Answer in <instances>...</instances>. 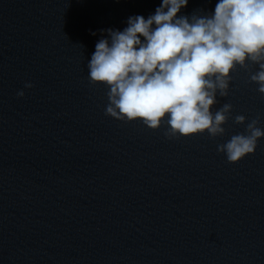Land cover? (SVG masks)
<instances>
[{
  "label": "clouds",
  "instance_id": "clouds-1",
  "mask_svg": "<svg viewBox=\"0 0 264 264\" xmlns=\"http://www.w3.org/2000/svg\"><path fill=\"white\" fill-rule=\"evenodd\" d=\"M188 2L162 0L147 19L129 17L123 31L108 29L110 39L96 43L89 79L108 89L106 115L140 120L152 130L166 123L169 138L205 132L215 138L226 133L233 106L224 103L215 113L212 108L217 95H229L233 72L248 71L264 94V0H218L212 14L178 18ZM245 121L244 115L234 117L235 124ZM259 123L258 115L217 151L229 163L253 154L264 137Z\"/></svg>",
  "mask_w": 264,
  "mask_h": 264
}]
</instances>
